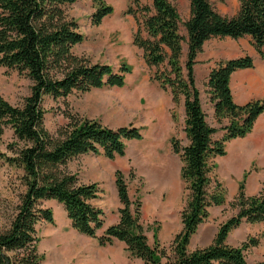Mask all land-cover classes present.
Here are the masks:
<instances>
[{
    "label": "trees",
    "instance_id": "obj_1",
    "mask_svg": "<svg viewBox=\"0 0 264 264\" xmlns=\"http://www.w3.org/2000/svg\"><path fill=\"white\" fill-rule=\"evenodd\" d=\"M74 1L0 0V66L13 68L31 81L30 92L21 105L0 95V134L9 128L14 137L6 144L12 155L0 150V161L21 168V182L25 185L9 227L0 230V264H40L44 256L37 252L36 224L41 220L54 223L51 208L41 206V201L49 199L62 204L77 232L96 239L99 246L121 241L128 257L143 264H250L246 251L259 245V237L249 235L237 246L226 241L243 221L264 223V181L257 194L247 195L245 181L250 171L244 172L230 203L236 212L219 224L212 242L193 250L188 246L199 225L209 217L210 209L227 203L225 187L215 173L216 158L226 155L229 141L251 133L264 111V97L238 104L230 88L231 73L254 66V59L248 53L219 59L207 75L204 85L214 118L220 123L225 120L220 138L216 137L219 128L207 121L202 108L194 63L206 39L225 35H249L264 59V0H238V9L231 15L216 10L210 0H189V16L185 19L171 0H127L124 12L132 14L136 22L132 41L142 49L146 64L154 67L151 79L170 91L174 104L183 97L187 143L180 145L174 138L170 143L172 151L179 155L180 180L187 194L180 211L181 229L168 245L155 234L153 244L148 241L141 222V198L129 194V184L135 178L133 171L125 175L115 170L114 185L121 206L117 222L105 227L104 211L91 203L99 197L98 183H83L67 169L71 160L84 154L110 160L124 156L126 143L142 138L140 127L112 128L99 120L72 114H66L68 122L56 135L45 127L46 97L65 99L73 93L122 87L131 71L126 61L115 67L73 51L84 34L63 5ZM92 1L95 9L91 20L98 24L114 9L106 0ZM172 117L175 120V113ZM257 264H264V259Z\"/></svg>",
    "mask_w": 264,
    "mask_h": 264
},
{
    "label": "rangeland",
    "instance_id": "obj_2",
    "mask_svg": "<svg viewBox=\"0 0 264 264\" xmlns=\"http://www.w3.org/2000/svg\"><path fill=\"white\" fill-rule=\"evenodd\" d=\"M171 1L176 4L181 17L185 19L189 11V1ZM106 2L110 3L114 10L104 16L98 24L91 20V13L95 9L92 0H76L63 6L68 17L77 21L78 30L84 34V39L73 46V51L91 61H105L115 67L122 61L128 62L131 71L126 75L124 86L73 93L65 99L53 100L46 97L43 102L44 124L50 133L56 135L68 122L66 114H72L99 120L103 125L112 128L129 125L140 127L142 138L128 141L124 156L110 160L101 155L84 154L71 160L67 169L76 173L83 183H98L101 190L99 197L93 199L91 203L104 210L107 218L104 226L114 220L116 210L121 206L113 182L115 170L120 169L125 175L133 171L135 178L129 184V194L132 198L136 195L141 198L143 204L141 222L148 241L153 244L155 234L161 243L168 245L181 229L180 211L187 194L179 175L180 158L171 151L170 143L171 138L176 139L180 145L187 143L183 131V97L180 96L179 102L174 104L170 91L162 89L156 80L151 79L154 67L146 64L142 49L132 41L136 22L132 14L124 12L127 0ZM210 2L216 10L228 15L235 13L239 6L238 0ZM180 29L182 34H185L183 25ZM183 44L182 64L186 57V42ZM204 84L205 80L196 82L202 108L207 121L219 128L216 137L220 138L225 120L220 123L214 118L213 104L209 100ZM30 86L28 76L18 73L13 68L0 66V95L9 102L21 105L23 98L30 92ZM263 97L264 95L260 98ZM173 113L175 120L172 117ZM259 130L264 131V127ZM254 135H258V130H252L244 138L229 141L226 144V155L216 158L215 173L225 187L227 203L223 207L210 209L209 217L199 225L191 237L189 250L209 245L219 224L235 212L230 203L236 195L237 185L244 172L250 171L249 175L258 170V166L264 171L261 160L259 164V160L248 152L241 155L240 160L236 161L237 165L231 166L229 151L235 147L234 144H239L242 142L239 140L252 138ZM13 138L12 131L5 128L0 134L2 152L12 155L6 144L13 141ZM22 174L21 168L0 161V230L9 227L17 212L20 197L25 191V185L21 182ZM41 206L51 208L54 223L41 220L36 224V236L39 238L37 252L44 256L40 264H143L139 259L129 258L121 245L99 246L96 239L77 232L71 227L62 204L56 200H43ZM100 233L102 229L98 231V234ZM255 235L262 236L257 233ZM244 240L237 239L238 244L234 246ZM263 256L264 248L261 250L255 246L246 251V258L250 264H257Z\"/></svg>",
    "mask_w": 264,
    "mask_h": 264
},
{
    "label": "crops",
    "instance_id": "obj_3",
    "mask_svg": "<svg viewBox=\"0 0 264 264\" xmlns=\"http://www.w3.org/2000/svg\"><path fill=\"white\" fill-rule=\"evenodd\" d=\"M188 16H189V11H187V17ZM263 50H264V46H263ZM245 53H248L253 57L254 66L239 68L231 73L230 88L234 97V101L238 104H243L251 99L260 98L261 96L264 95V59L261 57V55L255 49V47L252 45L249 35L239 38H233L228 35L213 36L206 39L202 44V49L197 53L196 62L194 63V74H195L196 82L197 80H206L210 69L216 64V62L219 59L237 57L240 55H244ZM262 127H264V111L258 116V118L254 123L253 130L255 131L258 130V135H254V137L252 138H245L243 140H239L242 142H239V144L237 143L234 144L235 147H233L231 151H229L230 159L232 161L231 166L237 165L236 161L240 160L241 155L247 152L250 153L251 156L256 157L259 160V164H261L260 160L264 164V131L259 130ZM245 141L247 142L245 143ZM256 153L258 155H256ZM262 181H264V171H262V169L258 166V170L250 173L246 178V184H245L246 194L247 195L257 194L262 187L261 185ZM113 182H114V178H113ZM237 189H238V185H237ZM237 189L235 193H237ZM223 206L224 205L216 206V207H223ZM117 210L114 220L112 222H109L107 225H105V227L117 222L119 217ZM233 214H231L230 216H232ZM106 220L107 218L105 217V221ZM242 228L243 230H241ZM244 233L245 236L242 237ZM255 233L262 234V236L259 237L260 243L257 246L260 247V249L262 250L264 248L263 222L248 223L243 221L237 228L233 229L229 233L226 241L228 244L234 246L238 244L236 242L237 239L239 240L246 239L247 236H249V234L258 237V235H255ZM115 244L121 245L122 247H124L125 250L124 243L118 240H115L113 244L108 246H113ZM263 259L264 256L259 261H262Z\"/></svg>",
    "mask_w": 264,
    "mask_h": 264
}]
</instances>
